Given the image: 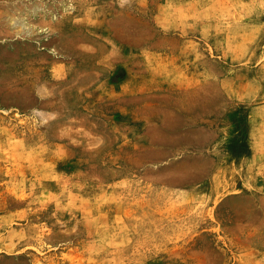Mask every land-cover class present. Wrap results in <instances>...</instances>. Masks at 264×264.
Returning <instances> with one entry per match:
<instances>
[{
  "label": "rangeland",
  "instance_id": "obj_1",
  "mask_svg": "<svg viewBox=\"0 0 264 264\" xmlns=\"http://www.w3.org/2000/svg\"><path fill=\"white\" fill-rule=\"evenodd\" d=\"M0 264H264V0H0Z\"/></svg>",
  "mask_w": 264,
  "mask_h": 264
},
{
  "label": "bare ground",
  "instance_id": "obj_2",
  "mask_svg": "<svg viewBox=\"0 0 264 264\" xmlns=\"http://www.w3.org/2000/svg\"><path fill=\"white\" fill-rule=\"evenodd\" d=\"M35 9V8H34ZM42 12V11H41ZM25 36V35H24Z\"/></svg>",
  "mask_w": 264,
  "mask_h": 264
}]
</instances>
